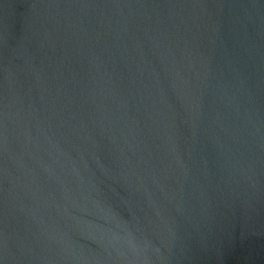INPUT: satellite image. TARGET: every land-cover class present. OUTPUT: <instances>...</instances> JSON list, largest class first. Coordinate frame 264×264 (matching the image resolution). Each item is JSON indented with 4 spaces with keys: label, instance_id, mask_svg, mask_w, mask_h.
<instances>
[{
    "label": "water",
    "instance_id": "obj_1",
    "mask_svg": "<svg viewBox=\"0 0 264 264\" xmlns=\"http://www.w3.org/2000/svg\"><path fill=\"white\" fill-rule=\"evenodd\" d=\"M0 264H264V0H0Z\"/></svg>",
    "mask_w": 264,
    "mask_h": 264
}]
</instances>
